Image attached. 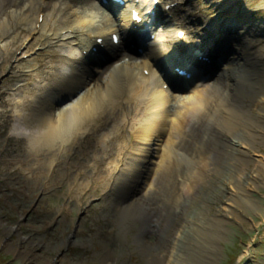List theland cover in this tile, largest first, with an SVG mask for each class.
<instances>
[{
  "label": "bare ground",
  "instance_id": "obj_1",
  "mask_svg": "<svg viewBox=\"0 0 264 264\" xmlns=\"http://www.w3.org/2000/svg\"><path fill=\"white\" fill-rule=\"evenodd\" d=\"M175 1H159L162 2L159 7L161 13L155 29L148 34L149 37L154 36L150 41L147 37L129 34L133 25L130 14L132 4L127 5L118 18L106 12L101 0H0V62L15 51V83L11 86L12 99L7 103L12 113L11 136L25 141L24 151L32 158L42 154L60 158L92 138L98 146L117 140V146L122 149V145L128 142L123 128L128 123H125L129 115L127 112H132L135 116L128 119L131 125L141 122L139 129L134 130L136 143L132 144L137 157L130 165L128 161L121 167L115 185L117 194L127 187L128 179L135 181L140 163L145 160L151 164L156 151L153 147L147 148L150 141L161 143L153 167H143L145 175L142 174L143 169L138 171L143 179V185L138 190L140 199H133L124 207V214L137 211L136 216L144 226L158 222L164 225L169 214H182L188 209L191 211L187 214L188 220H195L190 210L194 199L190 195L202 183L198 172L206 171L214 151L202 149L199 157L194 156L197 161L191 162L198 169L190 166L195 171L187 170L189 168L184 162L187 156L182 146L187 143L193 128L200 126L204 131L200 136L201 148L210 141L211 132L217 138L218 135L229 138L227 144L220 143L225 149V153L221 151V157L227 169H239L244 165L250 158L248 155H251L248 141L257 136V131L264 130V97H258V93L249 88L251 78L256 75L253 69L256 64L251 60L253 57H249L255 47L246 39L263 34L260 27L254 26L249 11L242 8L248 0H209L210 10L220 12L219 18L211 21L216 25L215 33H218L210 37L216 44L215 55L198 41L203 37L202 33L189 30L190 26L202 21V17L197 18L200 12H190L188 17L175 14L169 19L172 10L166 11L165 7ZM140 2L145 7L148 0ZM133 9L141 13V10ZM144 21L148 23L150 18ZM240 25L248 27V32L238 33L235 28L240 30ZM180 31L186 32L181 43L176 39ZM112 34L119 37V47L123 49L120 54L115 53L116 48H110ZM99 38L107 45L102 57L117 56L111 65L103 69L95 65L96 60L84 56L85 52L90 54ZM244 42L250 44L244 50L245 54L242 50ZM132 45L141 53H135ZM183 45L191 49L189 55H182ZM207 52L211 54L210 59L216 61L217 67L226 62L216 75L217 69L213 71L212 76L215 77L209 75L208 78V72L196 65L191 68L193 77L189 81H181L175 79L166 66L170 61H176V65L170 63L173 69L178 66L189 69V56L198 60ZM164 84H169L168 90L162 89ZM245 98L255 107V113L247 108L248 105H241V100ZM117 114L121 116L115 123L113 118ZM110 122L114 123L110 132L99 134V130ZM121 154V150L116 152L113 172L119 166L120 161H117ZM146 155L147 160L144 159ZM53 159L48 161L46 168ZM173 166L180 167L181 173L173 169L169 176V169ZM254 171V174L260 172L257 167ZM156 179L161 183H156ZM191 182L193 185L189 186ZM82 186L87 187L86 184ZM221 220L213 218L211 222L217 225ZM197 231L193 227L189 232L195 236ZM193 238L200 244L197 236ZM171 253L166 250L156 254V259L161 264L187 263L179 254Z\"/></svg>",
  "mask_w": 264,
  "mask_h": 264
},
{
  "label": "rangeland",
  "instance_id": "obj_2",
  "mask_svg": "<svg viewBox=\"0 0 264 264\" xmlns=\"http://www.w3.org/2000/svg\"><path fill=\"white\" fill-rule=\"evenodd\" d=\"M175 3L171 15L188 17L190 12L201 13L197 18L202 17V21L190 26L189 30H196L200 35L202 33L203 37L198 41L204 48L214 49L216 44L210 37L216 34V25L211 21L218 19L220 12L210 10L209 0H176ZM242 8L249 11L254 26L260 27L263 34L246 39L251 44L253 42L255 47L249 57H253L251 60L256 64L253 68L256 75L251 78L249 88L258 93V97H264V0H248L242 4ZM235 30L246 33L248 27L240 25V30ZM246 43H243V51L250 47ZM122 50L117 47L115 51ZM14 55L13 50L0 62V264H161L156 254L166 250L173 252L171 255L179 254L186 264H264V130L257 131V136L248 141L251 155H248L250 158L244 165L239 169H227L222 163L224 158L221 151L225 153V149L220 143L227 144L229 138L222 135L217 138L211 132L210 141L201 148L200 136L204 131L200 126L193 128L187 143L182 146L187 156L184 159L189 168L187 170L194 172L198 169L191 162L197 161L194 156L199 157L202 149L214 151L206 171L198 172L202 183L190 195L194 199L190 210L195 220H188L187 214L191 212L188 209L182 214H169L165 217L164 225L158 222L144 226L136 216L137 211L124 214V207L133 199H140L138 190L143 185V179L138 171L143 167H153L161 143L150 141L147 148L153 147L156 151L151 164L145 160L140 163L135 181L128 179L127 187L122 188L119 195L115 187L117 175L124 163L129 161L130 165L137 157L132 146L136 143L134 132L141 122H134L132 126L128 119L135 115L130 111L127 112L128 121H125L128 123L123 127L128 142L122 145V149L117 146V140L98 146L92 138L89 142L76 145L60 158L43 154L28 157L24 151L25 141L14 138L10 131L12 113L7 103L12 99L11 86L15 83ZM221 58L219 60L218 57V60L221 61ZM100 62V69L108 67L113 62V56ZM221 63L223 66L226 62ZM217 66L213 60L211 65L201 68L208 72L209 78L214 70L217 69L216 75L222 67ZM243 100L241 105H248L247 108L255 113V107L248 98ZM120 116L115 115V123L119 122ZM136 117L139 118V115ZM112 124L104 125L98 133H109ZM120 150L122 154L117 161H120L119 169L113 172V160ZM52 159L51 165L46 168L45 165ZM255 166L260 171L256 175ZM173 169L181 173L180 167L173 166L169 169V176ZM143 171L145 175V169ZM124 178L126 181L128 176ZM155 182L161 183L158 179ZM85 184L87 187L83 188ZM191 184L193 182L189 186ZM149 200L147 198L148 203ZM213 218L223 221L213 225ZM193 227L198 230L195 236L200 244L193 238L195 236L190 235V228Z\"/></svg>",
  "mask_w": 264,
  "mask_h": 264
},
{
  "label": "snow or ice",
  "instance_id": "obj_3",
  "mask_svg": "<svg viewBox=\"0 0 264 264\" xmlns=\"http://www.w3.org/2000/svg\"><path fill=\"white\" fill-rule=\"evenodd\" d=\"M180 35H183V33H181ZM110 39L113 40V41H116V40L119 39V37L113 35V36L110 37ZM65 107L67 108V107H69V105H65ZM58 116H59V114H58Z\"/></svg>",
  "mask_w": 264,
  "mask_h": 264
}]
</instances>
